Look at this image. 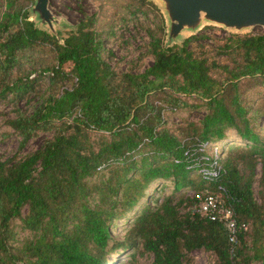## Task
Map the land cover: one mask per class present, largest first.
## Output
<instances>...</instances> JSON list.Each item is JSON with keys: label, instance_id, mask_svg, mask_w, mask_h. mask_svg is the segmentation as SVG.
Returning <instances> with one entry per match:
<instances>
[{"label": "trees", "instance_id": "obj_1", "mask_svg": "<svg viewBox=\"0 0 264 264\" xmlns=\"http://www.w3.org/2000/svg\"><path fill=\"white\" fill-rule=\"evenodd\" d=\"M120 1L118 22L156 14L152 63L141 73L104 60L111 31L98 29L95 14L62 37L28 20L33 0H0V100L42 95L30 78L36 66L49 78L41 103L29 114L16 106L6 123L21 147L51 132L37 149L0 160V264H108L110 251L137 246L151 264H191L196 249L216 264H264V33L165 45L151 1ZM191 109L203 111L200 120L165 118ZM211 169L217 175L205 177ZM155 183L168 191L140 203ZM205 191L246 226L235 244L221 223L191 213ZM122 218L131 225L109 246V225ZM15 220L29 238L17 242Z\"/></svg>", "mask_w": 264, "mask_h": 264}, {"label": "rangeland", "instance_id": "obj_2", "mask_svg": "<svg viewBox=\"0 0 264 264\" xmlns=\"http://www.w3.org/2000/svg\"><path fill=\"white\" fill-rule=\"evenodd\" d=\"M151 1L156 7L158 13L166 22V14L163 9V5L159 0H147ZM117 2L120 0H49V10L52 13L55 23L53 29L57 30L63 37L67 31L74 29L78 22L83 17V14L96 15L98 20L96 26L98 29L104 31H111L110 34H104L103 45V58L110 66L116 71H131L133 73H141L152 63V57L147 54L146 44L148 43L147 27H153L157 22L154 11L146 9L145 13H137L136 19L127 20V22H118L115 12L120 10ZM31 5L27 8L30 9ZM3 7L0 5V14ZM31 19V18H30ZM111 27V28H110ZM237 32L230 29H225L219 25L203 22L199 29L196 31H183L179 38L176 39V43L179 45L183 39L194 34H204L206 38L200 40L204 44L210 45L214 38L223 39L224 36ZM239 34L252 33L260 34L264 33V28L261 26H254L246 30L237 32ZM40 67L36 66V70L30 76L37 79L35 84L36 91L42 95L29 94L17 100L16 103L11 101L10 94L4 99L0 100V160H5L17 155L19 157L24 156L26 153L37 149L41 143L51 136L50 131L41 130L38 131L36 136L32 137L24 146H20V136L17 135L7 125L6 121L14 116L13 109L17 106L20 110L29 114L32 112L36 105L41 103V97L47 92L49 86V78L47 74L40 73ZM203 111L185 110L181 114L177 111L167 113L165 118L169 122H179L181 117H186L193 121L201 119ZM217 147V146H216ZM205 150L210 153V145L206 144ZM218 151V150H217ZM158 183L153 184L146 191L151 198L144 197L140 203L148 198V201H154L160 199L163 193L168 191V188L163 191H159ZM255 197L258 200L255 187ZM191 193V192H190ZM189 193V194H190ZM160 201V200H159ZM138 206H136L137 209ZM26 213V209L23 210V214ZM133 213V212H132ZM132 213H129L127 217H131ZM126 217V218H127ZM126 218L117 220L115 223L109 225V232L112 241L109 246L113 245L116 240H122L124 238L125 229L131 225L130 219L125 221ZM13 228L15 232V238L17 242L26 237H30L28 231L21 225L19 220L13 222ZM133 254V257L130 254ZM191 264H216L214 255L203 249H196L189 254ZM106 259L108 264H151L153 256L151 253L145 251L142 247L137 246L135 248H128L125 250H113L107 253ZM259 264V263H253Z\"/></svg>", "mask_w": 264, "mask_h": 264}, {"label": "water", "instance_id": "obj_3", "mask_svg": "<svg viewBox=\"0 0 264 264\" xmlns=\"http://www.w3.org/2000/svg\"><path fill=\"white\" fill-rule=\"evenodd\" d=\"M166 14L165 45L178 44L183 31H196L203 22L232 31H243L256 25L264 28V0H159ZM49 0H33L28 20L50 34L55 19L49 10ZM31 18V19H30ZM233 32V33H237Z\"/></svg>", "mask_w": 264, "mask_h": 264}, {"label": "built area", "instance_id": "obj_4", "mask_svg": "<svg viewBox=\"0 0 264 264\" xmlns=\"http://www.w3.org/2000/svg\"><path fill=\"white\" fill-rule=\"evenodd\" d=\"M205 177L211 178L217 175L216 170L211 169L204 171ZM197 200L196 205L190 208L191 213L203 216L210 221L221 223L227 232L228 240L235 244L237 241V234L240 229H245L244 224L238 225L232 210L224 203L220 194H212L205 191L203 196L200 193L195 194Z\"/></svg>", "mask_w": 264, "mask_h": 264}]
</instances>
